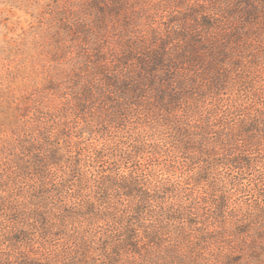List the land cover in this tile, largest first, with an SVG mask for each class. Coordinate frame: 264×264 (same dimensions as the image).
<instances>
[{"label": "clouds", "instance_id": "9594fccd", "mask_svg": "<svg viewBox=\"0 0 264 264\" xmlns=\"http://www.w3.org/2000/svg\"><path fill=\"white\" fill-rule=\"evenodd\" d=\"M0 264H264V0H0Z\"/></svg>", "mask_w": 264, "mask_h": 264}]
</instances>
